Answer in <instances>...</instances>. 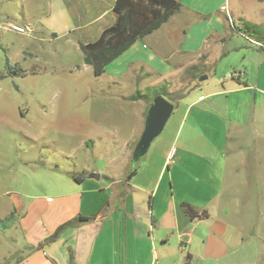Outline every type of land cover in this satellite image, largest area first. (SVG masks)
Listing matches in <instances>:
<instances>
[{"label": "crops", "instance_id": "0c3cea01", "mask_svg": "<svg viewBox=\"0 0 264 264\" xmlns=\"http://www.w3.org/2000/svg\"><path fill=\"white\" fill-rule=\"evenodd\" d=\"M175 1L181 9L160 28L138 38L102 76L119 93L124 88L134 91L116 104L103 103L109 119L116 114L111 108L128 115L126 108L136 106L135 122L117 154L124 162L122 174L104 180L114 169L108 165L92 172L99 179L84 176L77 182L71 172L62 171L67 179L59 173L41 185L42 190L11 189L10 210L0 223L19 216L24 243L14 252L22 255L12 264H250L253 249L242 222L250 212L234 209L233 198L235 188L250 187L254 178L239 179L236 173L253 160L264 164V54H243L244 61L253 55L254 62L235 68L230 64L219 77H211V72L229 51L228 45L241 42L239 35L260 45L253 35L259 34L264 19L261 26L251 19L247 5H263L264 0ZM116 2L0 0L7 18L17 20L21 11L37 41L69 45L82 56V45L98 41L117 23ZM236 21L245 23L250 34L239 32ZM189 68L195 69L191 77L208 78L172 102L175 109L162 135L144 157L135 159L154 98L150 102L130 98L158 85L176 87V81V90H181L180 80ZM233 72L240 76L228 78ZM124 130L105 126L89 141L96 146L99 140H116ZM38 156L44 157L41 150ZM131 160L139 161L133 171ZM6 230L11 239L18 235L12 225Z\"/></svg>", "mask_w": 264, "mask_h": 264}, {"label": "rangeland", "instance_id": "374dc122", "mask_svg": "<svg viewBox=\"0 0 264 264\" xmlns=\"http://www.w3.org/2000/svg\"><path fill=\"white\" fill-rule=\"evenodd\" d=\"M247 7L251 19L261 26L264 4L252 2ZM4 12L5 7L0 4V219L10 210L8 192L11 189L18 191L27 188L24 190L36 192L42 190L41 185L54 181L59 173L67 179L62 171L71 172V177H91L94 170H106L108 165L114 169L105 173L104 180L108 176L121 175L124 162L117 154L136 119V106L126 108L128 115L111 108L112 111L116 110V114L110 119L105 117L103 108L104 102L116 104L122 101L123 96L134 92L132 88H124L119 93L113 84L108 85L106 77H96L92 67L85 68L84 53L83 56L79 55L69 45L62 43L37 41V36L25 26L20 10L17 20L7 18ZM236 26L239 32L250 34L242 21ZM261 27H258L259 34L253 35L260 45H252L239 35L236 39L241 42L228 45L229 51L212 68L211 77L225 74L230 64L234 68L239 63L245 67L254 62L253 55L264 54V37H260L261 32L264 33V25ZM245 53L246 56L250 53L253 55L244 61ZM8 63L13 69H9ZM174 84L176 87L172 84L158 85L140 95L148 102L163 96L172 103L187 86V83H183L182 89L176 90L178 81ZM197 93L198 90L194 91L192 96ZM105 126H122L125 130L121 138L99 140L94 146V141L89 140L99 137ZM170 130L169 124L166 135ZM83 142H87V148L83 147ZM111 147H115L114 150L107 153ZM40 150L44 157L38 156ZM137 164L139 161L131 160L129 169L133 171ZM263 165L253 160L251 166H244L236 173L239 179H246L249 175L254 177L250 187L235 188L233 198L234 209H248L250 212L249 219H242L247 224L246 238L253 249L250 264H264ZM229 172L233 180L234 173L230 169ZM237 200L240 203L236 204ZM19 221L20 217L14 215L12 219L0 223V264H12L22 255L14 254L24 244L18 232ZM11 225L18 234L12 239L6 236V227Z\"/></svg>", "mask_w": 264, "mask_h": 264}, {"label": "trees", "instance_id": "16d2710c", "mask_svg": "<svg viewBox=\"0 0 264 264\" xmlns=\"http://www.w3.org/2000/svg\"><path fill=\"white\" fill-rule=\"evenodd\" d=\"M180 9L181 5L175 0H117L114 8L118 15L117 23L105 30L98 41L82 45L85 63L93 68L96 77H102L106 73L107 66L128 50L138 38L160 28ZM8 67L10 70L13 69L9 63ZM193 70L195 69H187L181 78L187 86L198 78L197 75L190 76ZM183 91L176 100L183 97ZM141 98L145 97L137 93L130 99ZM72 177L77 182H82L84 178V176ZM189 211L194 217L191 207ZM202 217L206 218L207 214L204 213Z\"/></svg>", "mask_w": 264, "mask_h": 264}, {"label": "water", "instance_id": "95a60500", "mask_svg": "<svg viewBox=\"0 0 264 264\" xmlns=\"http://www.w3.org/2000/svg\"><path fill=\"white\" fill-rule=\"evenodd\" d=\"M207 78V75H201L198 79L193 80L190 85L184 89L183 96L189 95L196 89L200 81ZM174 109V105L163 96H157L154 98L153 103L146 114L145 128L134 153L135 159L145 155L152 142L162 134L174 112ZM93 177L99 179V175H93Z\"/></svg>", "mask_w": 264, "mask_h": 264}, {"label": "built area", "instance_id": "2783aa9c", "mask_svg": "<svg viewBox=\"0 0 264 264\" xmlns=\"http://www.w3.org/2000/svg\"><path fill=\"white\" fill-rule=\"evenodd\" d=\"M237 76H240V73H232L231 75H228L227 77L228 78H234V77H237Z\"/></svg>", "mask_w": 264, "mask_h": 264}]
</instances>
